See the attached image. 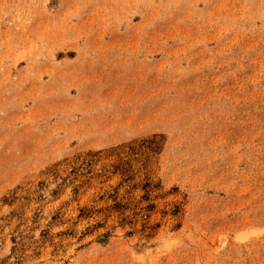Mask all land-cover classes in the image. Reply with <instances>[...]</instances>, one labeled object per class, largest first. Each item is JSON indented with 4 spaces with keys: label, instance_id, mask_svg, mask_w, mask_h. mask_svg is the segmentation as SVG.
I'll return each mask as SVG.
<instances>
[{
    "label": "rangeland",
    "instance_id": "1",
    "mask_svg": "<svg viewBox=\"0 0 264 264\" xmlns=\"http://www.w3.org/2000/svg\"><path fill=\"white\" fill-rule=\"evenodd\" d=\"M0 264H264V0H0Z\"/></svg>",
    "mask_w": 264,
    "mask_h": 264
}]
</instances>
